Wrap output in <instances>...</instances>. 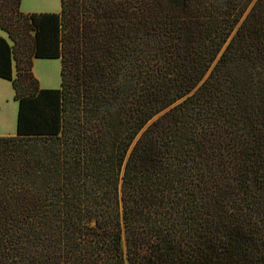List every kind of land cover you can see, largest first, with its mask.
I'll use <instances>...</instances> for the list:
<instances>
[{
	"label": "trees",
	"instance_id": "obj_1",
	"mask_svg": "<svg viewBox=\"0 0 264 264\" xmlns=\"http://www.w3.org/2000/svg\"><path fill=\"white\" fill-rule=\"evenodd\" d=\"M20 2L0 0V264H264V0Z\"/></svg>",
	"mask_w": 264,
	"mask_h": 264
},
{
	"label": "crops",
	"instance_id": "obj_2",
	"mask_svg": "<svg viewBox=\"0 0 264 264\" xmlns=\"http://www.w3.org/2000/svg\"><path fill=\"white\" fill-rule=\"evenodd\" d=\"M38 6L27 4L25 0L20 2V10L30 11H58L55 8H36ZM0 35L7 38L6 33L0 29ZM60 60L59 58H37L32 59V71L38 79L40 87L57 88L60 86ZM15 68H13V74ZM51 74V76H49ZM50 82V83H47ZM18 102L14 99V89L10 80L0 77V136H10L16 133Z\"/></svg>",
	"mask_w": 264,
	"mask_h": 264
},
{
	"label": "rangeland",
	"instance_id": "obj_3",
	"mask_svg": "<svg viewBox=\"0 0 264 264\" xmlns=\"http://www.w3.org/2000/svg\"><path fill=\"white\" fill-rule=\"evenodd\" d=\"M25 1L27 4H31L34 6L36 4V6H38L36 8H40V9H43V8H47V9L55 8V10L58 9V0H25ZM30 12H37V11H30ZM40 12H43V11H40Z\"/></svg>",
	"mask_w": 264,
	"mask_h": 264
},
{
	"label": "bare ground",
	"instance_id": "obj_4",
	"mask_svg": "<svg viewBox=\"0 0 264 264\" xmlns=\"http://www.w3.org/2000/svg\"><path fill=\"white\" fill-rule=\"evenodd\" d=\"M51 74H49V76H50ZM47 83H50V82H47Z\"/></svg>",
	"mask_w": 264,
	"mask_h": 264
}]
</instances>
